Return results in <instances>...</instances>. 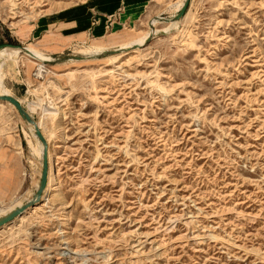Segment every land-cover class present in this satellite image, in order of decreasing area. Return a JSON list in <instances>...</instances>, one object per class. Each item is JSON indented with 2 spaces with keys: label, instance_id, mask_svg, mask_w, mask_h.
<instances>
[{
  "label": "rangeland",
  "instance_id": "374dc122",
  "mask_svg": "<svg viewBox=\"0 0 264 264\" xmlns=\"http://www.w3.org/2000/svg\"><path fill=\"white\" fill-rule=\"evenodd\" d=\"M116 1L0 0V50L45 53L42 21L90 17L43 77L4 68L56 186L0 229V264H264V0H190L177 22L185 0ZM38 145L0 101L5 214L37 197Z\"/></svg>",
  "mask_w": 264,
  "mask_h": 264
},
{
  "label": "bare ground",
  "instance_id": "6f19581e",
  "mask_svg": "<svg viewBox=\"0 0 264 264\" xmlns=\"http://www.w3.org/2000/svg\"><path fill=\"white\" fill-rule=\"evenodd\" d=\"M184 5H185V3H184ZM181 6L182 5L179 4V8L180 9H181ZM170 22L172 24H177L176 23L177 21L174 22L172 20L171 21L169 20V23ZM156 23H157V20L155 19V20H152L149 23V25H150V27H153V26L156 25ZM147 39H148V37H143L142 39L138 40V42L145 43ZM136 43H137V41L131 42L128 45L126 44L125 48H122V50L123 49H128L130 47H133L134 45H137ZM4 48H11V49H2V50H0V101H3L1 99L2 97L9 96L8 95V91L5 90L3 88V86H2V78H3L4 68L6 66L12 67L14 63H17V62H19L22 59H29V60H32V61L39 62L41 64H40V66H37V68H36L37 77L39 78V76L43 77V73H45L44 72V63L49 62V61H53V58L48 57L47 54H45V53H39L38 51L32 50V49L27 48V47L21 48V47H9V46H6ZM91 50H92L91 51V54H94V55H96V54L99 55L100 53L106 52L105 48L100 47V46L99 47H93V49H91ZM9 97H11V96H9ZM3 102H6L9 105L13 106L11 103H9L7 101H3ZM20 104L22 105L24 111L31 116V114L28 112V110L23 106V104L21 102H20ZM31 118L33 119L32 116H31ZM27 123L34 128L35 133H36V136L38 137V135H37V129L41 132V127H42V124H43L42 121H40V122L37 123L33 119V122L27 121ZM42 135H43V133H42ZM43 137H44V135H43ZM38 139H39V145L36 146V147H34V151L37 154V156L42 159V163H43V159H44L45 150H47V160H48L49 168H48V177H47V186H46V189L48 187L47 191L49 192L50 190H54L55 189V186H56L55 169H54V165H53V155H52V152L49 150L48 145L45 146V144L41 141V139L39 137H38ZM31 143H29V144H31ZM46 189L44 190L43 193H45ZM42 198L43 197H41V199ZM31 202H35V204L31 208H29L27 211H29L30 209H32V208L36 207L37 205H39L41 203V200L39 202H37V199L35 198L34 200L29 201L28 203H31ZM28 203L22 204V205H20L18 207H12V211L10 210L11 212L9 214H5V212H7V211L1 210L0 211V220H2L3 218L7 217L8 215H10L11 213H13L14 211L18 210L19 208L27 205ZM23 215H21V216H23Z\"/></svg>",
  "mask_w": 264,
  "mask_h": 264
},
{
  "label": "crops",
  "instance_id": "0c3cea01",
  "mask_svg": "<svg viewBox=\"0 0 264 264\" xmlns=\"http://www.w3.org/2000/svg\"><path fill=\"white\" fill-rule=\"evenodd\" d=\"M117 7H120V3L118 2V0L111 7L110 11H112V9L114 10ZM89 22H90V17L88 15H84V17H78L77 21H71L67 23L65 21L61 22L60 20H56V19L54 20L46 19V21H42L41 22L42 30L40 31L42 32V34H41V37L39 38L40 44H41L40 46L42 48L40 47L38 48L43 50L48 55L50 54L58 55L60 52H62L63 48L66 47L68 44H70L71 42L79 41V39L81 40L84 35L86 36L87 29L89 28V25H90ZM65 23L68 25L70 24L69 25L70 28H77V27L80 28L78 29L80 30L79 34H75L74 31L73 33L64 32L65 29H63L64 28L63 24ZM104 29H105V22L104 20H102L100 22V26L96 28V31H95L96 35H101L102 33H104ZM33 31L34 30L30 29L26 37H22L20 35H17V36H20L19 38L21 39H28L29 35H31V32ZM110 43L111 44L113 43L114 45V41L101 42V44L105 46L109 45ZM30 45H33V44H30Z\"/></svg>",
  "mask_w": 264,
  "mask_h": 264
},
{
  "label": "water",
  "instance_id": "95a60500",
  "mask_svg": "<svg viewBox=\"0 0 264 264\" xmlns=\"http://www.w3.org/2000/svg\"><path fill=\"white\" fill-rule=\"evenodd\" d=\"M190 0H186L185 5L183 6V8L181 9V11L175 16V21L181 19L187 12L188 6H189ZM9 47H18V46H14V45H7ZM3 46H0V48H2ZM3 101H7L9 103H11L20 113V115L26 119L29 122H33V119L31 118V116L29 114H27L22 105L20 104V102L13 97H2L1 98ZM37 135L38 137L41 139V141L45 144V146H47V142L45 140V138L43 137L42 133L37 129ZM48 160H47V150H45L44 153V159H43V171H42V176H41V181H40V187L37 191V202H39L41 200V197L43 195L44 190L46 189L47 186V177H48ZM35 204V202H31L28 203L27 205L19 208L18 210L14 211L13 213H11L10 215H8L7 217L3 218L2 220H0V228L4 227L5 225L11 223L12 221H14L16 218L20 217L21 215H23L29 208H31L33 205Z\"/></svg>",
  "mask_w": 264,
  "mask_h": 264
},
{
  "label": "built area",
  "instance_id": "2783aa9c",
  "mask_svg": "<svg viewBox=\"0 0 264 264\" xmlns=\"http://www.w3.org/2000/svg\"><path fill=\"white\" fill-rule=\"evenodd\" d=\"M35 77H37V73L35 74ZM40 77V76H39ZM38 78V77H37Z\"/></svg>",
  "mask_w": 264,
  "mask_h": 264
},
{
  "label": "trees",
  "instance_id": "16d2710c",
  "mask_svg": "<svg viewBox=\"0 0 264 264\" xmlns=\"http://www.w3.org/2000/svg\"><path fill=\"white\" fill-rule=\"evenodd\" d=\"M29 113H30V111H29Z\"/></svg>",
  "mask_w": 264,
  "mask_h": 264
}]
</instances>
